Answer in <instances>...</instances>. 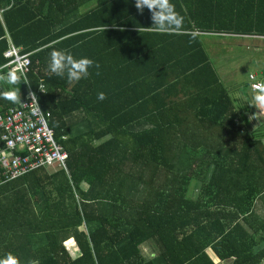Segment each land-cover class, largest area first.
Here are the masks:
<instances>
[{"label": "trees", "instance_id": "1", "mask_svg": "<svg viewBox=\"0 0 264 264\" xmlns=\"http://www.w3.org/2000/svg\"><path fill=\"white\" fill-rule=\"evenodd\" d=\"M170 3L182 22L161 31L135 0H0V91L13 87L11 42L29 54L30 86L68 152L67 170L0 186V257L216 264L211 248L226 264H264V143L237 120L202 40L264 34V0ZM53 49L93 60L88 77L47 72ZM18 88L22 100L28 84ZM15 105L0 98V111Z\"/></svg>", "mask_w": 264, "mask_h": 264}, {"label": "built area", "instance_id": "2", "mask_svg": "<svg viewBox=\"0 0 264 264\" xmlns=\"http://www.w3.org/2000/svg\"><path fill=\"white\" fill-rule=\"evenodd\" d=\"M235 35L264 40V34ZM4 57L7 62L3 67L23 73L29 91L21 100L23 104L0 111V141L3 144L0 145V186L41 167L67 170L68 152L57 141L50 125L51 115L42 109L37 92L30 86L29 54L22 53L21 47L10 42ZM249 79L254 92L263 90V83L256 73H251ZM39 90L45 91L42 83ZM29 92L34 94L33 100Z\"/></svg>", "mask_w": 264, "mask_h": 264}, {"label": "clouds", "instance_id": "3", "mask_svg": "<svg viewBox=\"0 0 264 264\" xmlns=\"http://www.w3.org/2000/svg\"><path fill=\"white\" fill-rule=\"evenodd\" d=\"M135 7L140 12H143L145 8L149 10L153 21L152 27L157 30L168 31L173 28L178 29L181 25V18L175 13L170 0H135ZM93 65V60L88 57L81 56L76 58L70 51L53 49L48 54L46 70L72 83L87 78L89 70ZM22 82L28 83L23 79V73H17L15 70L8 71L4 75V83L13 87L7 91H0V98L13 104H23L19 88L17 90V86L20 87ZM29 96L32 97V100L35 97L31 92H29ZM97 99H105V94L103 92L97 93ZM253 101L254 106L264 107V90H262L261 94L255 95ZM0 264H18V261L11 253H7L3 257H0Z\"/></svg>", "mask_w": 264, "mask_h": 264}, {"label": "rangeland", "instance_id": "4", "mask_svg": "<svg viewBox=\"0 0 264 264\" xmlns=\"http://www.w3.org/2000/svg\"><path fill=\"white\" fill-rule=\"evenodd\" d=\"M202 40L212 63L233 97L247 86L251 73L258 74L264 80V52L257 49L253 39L222 34L214 38L204 36ZM240 106L243 110L244 104L241 103ZM198 186L199 182L193 179L188 191L189 197L194 198L197 195ZM207 251L216 264H226L210 248ZM73 252L76 254L77 250L73 249Z\"/></svg>", "mask_w": 264, "mask_h": 264}, {"label": "crops", "instance_id": "5", "mask_svg": "<svg viewBox=\"0 0 264 264\" xmlns=\"http://www.w3.org/2000/svg\"><path fill=\"white\" fill-rule=\"evenodd\" d=\"M1 14H2V9H0V16H1ZM222 34H218V33H204L203 34V37L204 36H209V37L214 38V37H218V35H222ZM224 35L241 37L239 35L229 34V33L228 34L227 33H224ZM241 38H243V37H241ZM247 39H253L255 41L253 43L255 44V46L257 47V49H260V51H263L264 52V40L258 39V38H247ZM247 47H248V45H247ZM256 62L257 61H255V63ZM258 77H259V75H258ZM259 78H260V80L263 83V90H264V80H262L261 77H259ZM246 85L247 86L246 87H243L241 89V92L238 91V94H235L234 97L232 96L233 94L231 93V91H229L230 96H231V98L233 100V103H234L237 120L240 123H243L247 127V129L249 131H252V132L255 131L256 134L259 135V137L262 139V141L264 143V107H261V106H257L256 107V106L253 105L254 104L253 97L255 95H257V94H261L262 91H260V92H254L252 90L251 86H250V82L248 84H246ZM225 86L229 90V87L227 85H225ZM241 103L244 104L243 110L241 109V106H240Z\"/></svg>", "mask_w": 264, "mask_h": 264}]
</instances>
